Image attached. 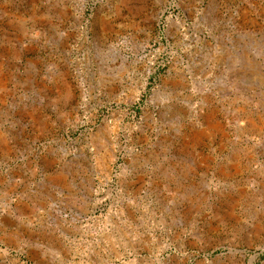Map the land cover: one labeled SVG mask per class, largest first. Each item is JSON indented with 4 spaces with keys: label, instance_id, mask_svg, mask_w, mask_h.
<instances>
[{
    "label": "rangeland",
    "instance_id": "obj_1",
    "mask_svg": "<svg viewBox=\"0 0 264 264\" xmlns=\"http://www.w3.org/2000/svg\"><path fill=\"white\" fill-rule=\"evenodd\" d=\"M263 248L264 0H0V264Z\"/></svg>",
    "mask_w": 264,
    "mask_h": 264
},
{
    "label": "water",
    "instance_id": "obj_2",
    "mask_svg": "<svg viewBox=\"0 0 264 264\" xmlns=\"http://www.w3.org/2000/svg\"><path fill=\"white\" fill-rule=\"evenodd\" d=\"M82 26H83V24H75V28L76 29H79V28L82 29L83 28ZM55 32L59 33L60 31H59L58 28H56ZM113 47H115V46H113ZM45 74H46V80H51V81H54L55 80L49 72H47ZM195 122L198 123L199 120H196L195 119ZM88 160H89V162L91 161L90 156L88 157ZM91 186H92V190H94V188H95V182H94V180L92 181ZM260 252H264V248L261 249Z\"/></svg>",
    "mask_w": 264,
    "mask_h": 264
}]
</instances>
